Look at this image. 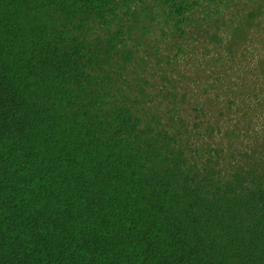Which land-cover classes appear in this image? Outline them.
Instances as JSON below:
<instances>
[{
  "label": "trees",
  "instance_id": "obj_1",
  "mask_svg": "<svg viewBox=\"0 0 264 264\" xmlns=\"http://www.w3.org/2000/svg\"><path fill=\"white\" fill-rule=\"evenodd\" d=\"M202 3L0 0V264H264V54Z\"/></svg>",
  "mask_w": 264,
  "mask_h": 264
},
{
  "label": "rangeland",
  "instance_id": "obj_2",
  "mask_svg": "<svg viewBox=\"0 0 264 264\" xmlns=\"http://www.w3.org/2000/svg\"><path fill=\"white\" fill-rule=\"evenodd\" d=\"M202 2V5L198 7L197 13L192 16L190 32L187 35L188 38L191 39V37H195V35L198 36V44L203 41H210L212 34H216L219 40L221 38L229 40V37L232 38L230 28H233L241 21H244L245 23L249 21L250 26L243 25V28L245 30V39L250 41L248 45H251L250 47L252 49H256L251 57L258 55L262 56V54H264V52L261 53L264 51V0H217V5L222 7L221 13L218 14L213 12L209 14L208 11L204 10V8H208L209 6H215L211 0H202ZM154 11L156 12V10ZM250 13L254 14V18L251 20L248 19ZM153 15H155V13ZM197 24H202L206 28V30L202 32V35H200V30L197 28ZM150 37L160 38V34H150L147 39L149 40ZM239 40L243 41V39ZM151 70L155 71L156 68H151ZM156 78L160 80L158 75ZM192 78L194 80V75ZM182 80L188 82L184 77H182ZM246 80L248 79L246 78ZM194 82H192V86L194 85ZM157 84L160 85L159 82H157ZM192 99V95H190L189 99L184 101L183 108L185 110L192 107ZM256 109L257 108L254 106H252V109H247V117L254 114V110ZM228 125L229 123L226 124L223 120V127Z\"/></svg>",
  "mask_w": 264,
  "mask_h": 264
}]
</instances>
